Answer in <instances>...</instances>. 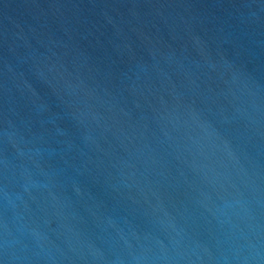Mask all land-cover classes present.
Listing matches in <instances>:
<instances>
[{
    "label": "water",
    "instance_id": "water-1",
    "mask_svg": "<svg viewBox=\"0 0 264 264\" xmlns=\"http://www.w3.org/2000/svg\"><path fill=\"white\" fill-rule=\"evenodd\" d=\"M0 264H264V72L0 113Z\"/></svg>",
    "mask_w": 264,
    "mask_h": 264
}]
</instances>
